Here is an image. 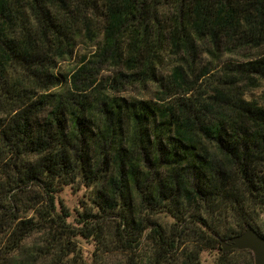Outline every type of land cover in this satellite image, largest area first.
Listing matches in <instances>:
<instances>
[{"label":"trees","instance_id":"obj_1","mask_svg":"<svg viewBox=\"0 0 264 264\" xmlns=\"http://www.w3.org/2000/svg\"><path fill=\"white\" fill-rule=\"evenodd\" d=\"M263 81L264 0H0V264H254L219 241L264 235Z\"/></svg>","mask_w":264,"mask_h":264},{"label":"rangeland","instance_id":"obj_2","mask_svg":"<svg viewBox=\"0 0 264 264\" xmlns=\"http://www.w3.org/2000/svg\"><path fill=\"white\" fill-rule=\"evenodd\" d=\"M93 47L86 46L83 43H79L74 51V54L72 58L68 61L59 63L57 72L63 74L65 72H68L69 70L73 69L74 67L78 66L80 62V58L82 56L88 57L91 54V51ZM239 58L224 53L222 57V61H236ZM222 64V63H221ZM218 66V65H217ZM219 67V66H218ZM109 69L107 67H104L101 71L100 75L104 76L106 74H109ZM261 88L264 87V81L261 82ZM152 86L148 87H137V86H129L127 88H124L123 91L120 93L121 96L124 97H137V98H143V99H155L154 93H153ZM259 90H249L246 93V96L248 98H257L258 97ZM87 192L83 189L80 190H69L68 188L63 189L58 194V200H59V206L63 205L65 210L68 212V218H66V222L69 225L77 226L76 220H78V212L82 210V206L86 200ZM261 220V227L262 231L264 232V212L260 215ZM75 243L77 245V248L81 252V256L84 260H90L91 255L93 252H95V243L91 240L77 238L75 239ZM217 252L216 251H204L201 255L202 264H214V259L216 257Z\"/></svg>","mask_w":264,"mask_h":264},{"label":"water","instance_id":"obj_3","mask_svg":"<svg viewBox=\"0 0 264 264\" xmlns=\"http://www.w3.org/2000/svg\"><path fill=\"white\" fill-rule=\"evenodd\" d=\"M223 253L231 250H248L251 252L254 264H264V235H260L250 225L237 235L227 239H220Z\"/></svg>","mask_w":264,"mask_h":264}]
</instances>
